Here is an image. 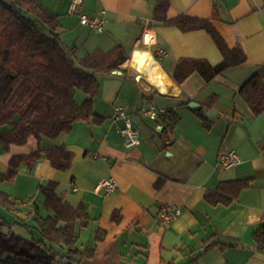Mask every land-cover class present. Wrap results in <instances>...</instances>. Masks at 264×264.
Listing matches in <instances>:
<instances>
[{"label": "crops", "instance_id": "0c3cea01", "mask_svg": "<svg viewBox=\"0 0 264 264\" xmlns=\"http://www.w3.org/2000/svg\"><path fill=\"white\" fill-rule=\"evenodd\" d=\"M166 1L168 19L185 15L209 20L228 49H242L244 62L209 82L194 71L177 83L172 75L178 62L201 60L216 66L223 55L205 29L182 31L155 23L157 0H83L74 13L68 12L70 0H37L58 16L63 44L77 48V60L118 45L129 58L121 65L125 73L97 76L93 112L98 122L76 121L55 140L30 136L24 145L7 150L0 145V172L7 170L12 157L27 156L39 147H64L72 154L69 168L57 170L44 157L31 166L22 163L0 190L21 201L16 218L35 237L31 205L35 203L42 216L51 214L43 207L39 187L54 182L57 194L70 206L82 205L89 223L77 228L76 248L84 253L79 264H264V247L252 238L264 224V114L256 117L237 93L264 68V0ZM100 11L108 18L102 32L79 24L81 15ZM136 50L150 55L147 63L156 77L147 76V67L139 71L132 65ZM190 103L199 107L191 109ZM119 108L138 133L144 126L138 145H126ZM169 110L178 118L171 129L164 116ZM198 110L211 122L209 129L203 127ZM230 150L239 162L225 169L218 155ZM110 177L116 184L112 192L98 187ZM247 178L249 187L229 205L204 200L220 182ZM163 205L177 207L181 214L160 227L157 218ZM14 218L7 215L8 221ZM16 226L28 237L19 225L12 231ZM85 229L86 245H79Z\"/></svg>", "mask_w": 264, "mask_h": 264}, {"label": "trees", "instance_id": "16d2710c", "mask_svg": "<svg viewBox=\"0 0 264 264\" xmlns=\"http://www.w3.org/2000/svg\"><path fill=\"white\" fill-rule=\"evenodd\" d=\"M168 9L166 0H157L153 21L182 31L205 29L223 55V61L216 66L201 60L178 62L172 75L175 82L181 83L194 71L209 82L224 69L244 62L242 49L239 46L228 49L209 20L185 15L168 19ZM60 28L58 16L37 0H0V145L5 150L10 145H24L30 136L37 141L55 140L79 120L98 122L99 117L93 112V97L99 88L97 76L126 72L121 65L129 57L121 45L106 53L95 50L77 60V48L63 44ZM263 77L264 68H261L237 92L256 117L264 114ZM76 91L88 98L78 104ZM210 103L211 100L207 105ZM207 105L204 107L208 111ZM164 116L166 128L171 129L177 115L169 110ZM198 116L203 127L209 129L211 122L202 110H198ZM43 157L55 169L64 171L70 166L72 154L64 147L48 150L39 147L27 156L12 157L7 170L0 172V184L11 181L20 164L31 166ZM250 183L251 178L220 182L204 194V200L211 205H229ZM56 188L54 182L39 187L44 197L43 207L50 215L42 216L39 207L35 203L31 205L32 228L37 237L29 232L27 224L16 218L21 201L0 190V208L15 216L8 221L0 214V256L4 264H60L62 260L65 264L80 263L84 253L76 248L77 228H86L89 218L82 205L70 206L57 194ZM14 225L27 229L28 237L13 232ZM252 238L259 248L264 247V224ZM91 253L93 250L88 254Z\"/></svg>", "mask_w": 264, "mask_h": 264}, {"label": "built area", "instance_id": "2783aa9c", "mask_svg": "<svg viewBox=\"0 0 264 264\" xmlns=\"http://www.w3.org/2000/svg\"><path fill=\"white\" fill-rule=\"evenodd\" d=\"M82 1L83 0H70L68 12L74 13ZM107 22L108 18L105 15V11H100L94 16L81 15L79 17L80 25L95 32H102ZM118 111L119 116L124 120V127L120 132L125 138L126 145H138V132L133 128L131 119L125 114L123 108H119ZM218 162L221 167L229 169L237 165L239 158L235 151L230 150L220 153L218 155ZM115 186V181L111 177L101 180L98 185V187H103L106 192H112L115 189ZM180 214L181 210L179 208L163 205L159 208L157 222L160 227H164Z\"/></svg>", "mask_w": 264, "mask_h": 264}, {"label": "rangeland", "instance_id": "374dc122", "mask_svg": "<svg viewBox=\"0 0 264 264\" xmlns=\"http://www.w3.org/2000/svg\"><path fill=\"white\" fill-rule=\"evenodd\" d=\"M76 92H77L76 93V101L78 102V104H80V103H82L84 101L83 99L86 97V95L83 92H81V91H76ZM133 127H134V129L137 128L134 123H133ZM143 128H144L143 125H141L140 128H139V133H140V136L141 137H142V135L144 136V134L146 132L145 129H143ZM38 198L41 199V195L40 194H38ZM0 214H2V217H4V218L7 219V215L8 214H6V212H4L1 208H0ZM8 220H9V218H8ZM13 231L16 234H19V235H21L23 237H27V234H26L25 230H22L18 226L14 227ZM80 234H81L80 235L81 237H80V240H79V243L78 244L80 245L81 243H84L86 245L85 242L87 241V229L83 230Z\"/></svg>", "mask_w": 264, "mask_h": 264}, {"label": "bare ground", "instance_id": "6f19581e", "mask_svg": "<svg viewBox=\"0 0 264 264\" xmlns=\"http://www.w3.org/2000/svg\"><path fill=\"white\" fill-rule=\"evenodd\" d=\"M146 41H149V36H146ZM150 55L147 52L143 51H135L131 60L132 65L141 71L143 68L147 67V76L148 77H156V72L154 71L153 67L147 63L149 61Z\"/></svg>", "mask_w": 264, "mask_h": 264}, {"label": "water", "instance_id": "95a60500", "mask_svg": "<svg viewBox=\"0 0 264 264\" xmlns=\"http://www.w3.org/2000/svg\"><path fill=\"white\" fill-rule=\"evenodd\" d=\"M188 107L191 108V109H196V108L199 107V105L194 104V103H190V104L188 105ZM209 115H214V114L209 113Z\"/></svg>", "mask_w": 264, "mask_h": 264}]
</instances>
